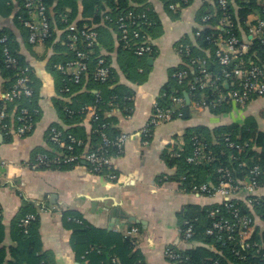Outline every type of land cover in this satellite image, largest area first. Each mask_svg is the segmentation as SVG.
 I'll return each instance as SVG.
<instances>
[{"label": "trees", "instance_id": "obj_1", "mask_svg": "<svg viewBox=\"0 0 264 264\" xmlns=\"http://www.w3.org/2000/svg\"><path fill=\"white\" fill-rule=\"evenodd\" d=\"M158 1L162 4L165 12L174 18H178L180 10L190 6L194 0H188L187 4H182L178 0ZM227 1L228 8L225 12L221 10L218 0H213L212 5L207 3L202 5L196 20L201 26L205 27L199 31V35L197 36L195 34L198 30H194L195 45L188 41H180V43L189 46V56H186L183 52L180 53L179 50L177 51L176 48L178 44H176L175 50L184 61V64L171 70L168 83L162 89L158 99H156L160 107L173 109L175 113L180 112L182 116L185 104L183 108L176 109V107L172 105L171 99L176 96L184 99L185 92L189 97L190 106L205 102L206 106L203 107L205 114L208 117H213L242 109L253 100L260 99H253L244 105H236L229 100L215 103L220 93L226 95L228 91L233 88L231 86L232 80L225 79L222 76L223 68L220 67L214 59L213 53L215 48L213 46V40L218 34H223L226 31L228 32V34H226L227 36L245 39L242 38L241 31L243 30L244 33H246L250 26L248 23H244L247 19V15L257 12L260 19H264L261 0ZM42 2L48 10L52 31L51 37L46 40V45L53 47L56 51L58 42L55 43V37L58 36L59 32L61 36H63V41L65 40L66 33L63 30H65L66 26L62 23V18L66 16L69 23L75 24L76 27H81L86 24L98 33V40H100V42L96 45L95 52L91 57V72L93 73L95 62L98 58H103L106 64L111 67V74L104 83L95 82L91 76H83L81 82L77 85L64 81L63 76L55 71L54 65H64L73 60L74 56L67 50L65 44H61L65 50V56L62 58L56 55L49 63L52 70L59 76L60 85L57 92L63 97H68L82 91H84L82 92L83 94H86V101H83L86 103L78 101L79 96L73 99L77 105L76 109L69 105H61V115L64 120L72 121L80 117L81 108L86 105H96L100 123L107 125L106 133L108 137L111 139L116 138L120 135V132L114 129L116 118L113 115L115 112H118L126 118L130 117L133 110V93L125 86H115L111 89L107 88L111 85L113 86L117 82V79L109 59L100 55L101 47H106L101 44V38L108 35L111 29L115 33L120 52L129 57H137L134 56L132 50L124 49L122 44L118 41L119 31L116 26L110 23L106 18L113 20L124 16L129 11H131L133 15H144V18L138 19V24L140 22H146L150 23V25H141L137 28H141L151 38H155L153 31L155 28H160L161 25L154 9L151 4H149L148 0H42ZM170 5H174V10L169 9ZM23 6L24 0H0V20L11 18L13 24L21 33L24 46L30 49V45L27 43L28 33L20 25L18 20L20 16L25 15ZM236 10L239 14L238 17L241 19L243 18L244 22L241 21V23H239L235 14ZM205 16H210V19L205 22L206 24L202 22V18ZM225 16L229 17L230 27L225 26L223 30L213 28L218 26L221 19ZM241 27L242 30L240 31ZM0 34H5L7 36L10 49L19 59L18 68L12 70L7 69L0 61L1 70L4 76L8 78L9 84L12 85L15 81L17 70L23 67L30 68L29 78L31 81L32 99L30 101L22 100L21 106L28 108V110L32 111L30 113L34 115L33 111L37 110L38 107L35 100L37 93L34 89L33 69L23 56L21 45L19 41L16 40L17 38L14 34L5 27L0 28ZM248 42L249 51L246 60L252 59L255 65L264 67V45H261L258 39L248 40ZM207 51L209 52V56H207ZM155 52L154 48V52L146 57L154 56ZM193 58L204 60L207 72L220 77L221 80L217 83L219 84V94L210 89L199 90L196 88L194 91L189 89L191 85L197 86L195 79V77L198 76L197 70L193 67L190 69L187 67ZM182 71L186 73V78L183 80L182 84L179 85L174 74ZM223 81H226L230 85L228 89L223 84ZM10 88L11 86L8 89ZM65 88L69 89L68 93L64 91ZM103 90L107 92L106 95L103 94ZM10 109L11 106L8 107V110ZM37 119L38 114L34 117L36 123ZM5 122H7V120H5ZM60 128L61 127L58 126H51L46 131L45 140L50 150L35 153L29 160L30 162H32L38 154L52 156L50 153L52 148L59 151L49 141L52 129L62 132L65 141H67V136L69 135L82 141V147L75 146L74 148L73 153L76 152L77 155H79V153L83 154L86 151L96 150L100 146L98 135L92 132L94 128L93 124L88 139L79 137L72 131L63 132ZM182 137L181 145H172L166 152V161L168 165L175 169L174 175L169 176L167 181L175 182L185 193L199 194L208 197V195L203 192H195L197 191L195 189H198L204 184L208 185L210 188L217 187L222 181V175L224 176L225 171L230 173V178L234 181L233 185L238 188L242 186L245 178L254 167L257 166L264 172V132L258 130V125L254 117L248 116L244 118L242 122H234L229 125L223 123L214 124L213 126H208L205 123L197 124L187 128ZM225 138H227L228 141H225ZM9 139L10 136L6 135V140ZM229 143L233 144V146L230 147ZM199 146L205 148L204 156H207L209 160L201 155V161L198 162V164L188 162V158L193 156ZM115 151V148L108 150V152L114 156L116 155ZM81 162L82 160L77 164L52 165L50 169L46 170H63L64 168L80 165ZM86 166L88 165L86 164ZM43 169L45 168L40 166L38 168V170ZM219 170H223L224 173L219 172ZM102 171L95 175L104 176L106 172L105 170ZM257 181L259 185L264 186L263 173L257 178ZM239 193L238 191L237 194ZM236 195L230 200L232 209L230 208L229 211L224 208L223 204L221 205L218 203L203 207L188 206L181 211L179 214L180 221L178 228L182 230L189 226L192 228L191 239L187 244H181L183 246L178 249L179 254L186 259L188 264H264V206L262 202L248 204L245 199H238ZM244 198H246V195H244ZM213 209H220L222 211V216L220 217L233 223L236 222V218L230 214V211L233 209L237 210L240 216H249L252 219L254 231L245 242L248 243L249 246H243L238 237L230 241L222 233H215L212 236L206 234V230L209 229L213 223L212 218L209 217V212ZM30 215L34 216V220L27 226L23 225L22 220ZM258 220L262 221V227L258 226ZM184 222H187L188 225H184ZM61 224L63 228L69 232V246L77 264H146L144 257L136 248L135 241L130 239L129 235L126 236L122 233L96 228L88 223L84 216L77 210L68 209L65 211L61 216ZM133 227L135 226L129 229L131 230ZM6 236L9 237L11 245L5 244ZM256 245H258V247ZM169 247L175 248L173 246ZM0 264H55L54 254L43 250L40 238V219L34 204L30 201H24L22 203L17 215L12 220L8 235L0 216Z\"/></svg>", "mask_w": 264, "mask_h": 264}, {"label": "crops", "instance_id": "obj_2", "mask_svg": "<svg viewBox=\"0 0 264 264\" xmlns=\"http://www.w3.org/2000/svg\"><path fill=\"white\" fill-rule=\"evenodd\" d=\"M148 2L161 25L153 31L154 56L137 59L122 54L111 29V33L101 38V44L106 47H101L100 55L109 59L117 79L116 85L107 88L125 86L133 93L130 117L126 118L118 112L113 115L116 118L114 129L128 136L123 153L112 162L116 175L114 181L91 173L84 162L63 170H29L26 163L35 153L50 150L45 133L51 126L61 127L63 132L72 131L88 139L92 124L89 117L83 114L72 121L64 120L61 115V105L76 109L73 99L79 96L78 101H86V94L82 91L63 97L57 92L59 76L49 63L56 55L65 56L60 32L55 37V43L58 42L56 51L46 44L36 48L30 46L28 49L12 19L0 20V28L5 27L14 34L23 56L33 69L38 107L37 123L27 137L10 136L6 140V135L0 130V163H4L0 168V216L8 235L12 220L22 203L32 202L40 219L43 250L54 254L55 264H77L69 246V232L61 224V216L68 209L77 210L88 223L99 229L128 236L129 228L137 227L139 233L129 237L135 241L146 264H169L164 257L165 249L183 246L179 243L178 235L181 211L188 206H210L218 203L220 198L185 193L178 184L167 181L175 173V169L166 161L169 147L181 145L185 130L203 123L208 126L219 123L229 125L251 116L256 120L258 130L264 132L263 97L253 100L242 109L213 117H208L203 109L191 105L187 115L183 113L180 117L175 116L171 122L157 126L151 139L144 144L142 130L150 117L152 104L168 83L171 70L184 64L175 50L176 44L188 41L195 45L194 30L201 27L196 20L198 12L204 3L212 5L213 0H194L190 6L180 10L178 18L165 12L158 0ZM235 14L239 23L244 22L243 18L238 17L237 10ZM259 19L260 16L255 12L248 14L244 23L250 25L249 29ZM246 33L241 31L242 38L255 40ZM10 86L0 66V97ZM106 93L103 90V94ZM48 189L51 192H47ZM260 193L264 195V186ZM236 196L238 199L243 197L241 193ZM258 226L262 227L261 220H258ZM5 244L11 245L7 236Z\"/></svg>", "mask_w": 264, "mask_h": 264}, {"label": "built area", "instance_id": "obj_3", "mask_svg": "<svg viewBox=\"0 0 264 264\" xmlns=\"http://www.w3.org/2000/svg\"><path fill=\"white\" fill-rule=\"evenodd\" d=\"M182 4H187L188 0H178ZM262 2V10L264 11V0ZM222 11L228 8L227 0H218ZM135 7V6H134ZM174 5H170L169 9L174 10ZM24 16L18 18L20 25L27 31V43L32 46H44L46 40L51 35V24L48 17V10L43 4L42 0H24ZM144 15H133L129 11L124 16L116 19H108L110 23H113L119 31L118 41L122 44L124 49L132 50L133 54L137 58H144L154 52L155 41L143 31L141 28H137L141 25H150V23L140 22L139 18H144ZM210 19V16L202 18V22L206 24ZM229 17H223L218 26L213 27L215 29L223 30V27H230ZM62 23L66 28L63 30L65 34V40L63 44L66 45L67 50L71 52L74 59L66 64H56L54 69L61 76L63 80L71 82L73 84H79L83 76H91L95 82L104 83L108 80L111 70L110 66L106 64L103 58H98L95 62L94 71L91 72V57L95 52L96 45L98 44V33L93 30L92 27L84 24L81 27H76L75 24L69 23L66 16H63ZM205 26H201L196 32V36L199 35V31ZM228 32L218 34L213 40V46L215 51L213 53L214 59L217 64L223 68L222 76L225 79H231L230 89L225 95L218 92L221 79L217 75H213L207 72L205 61L200 58H193L187 67L195 68L198 72V76L195 77L197 86L191 85L189 89L191 91L210 89L213 92L220 93L219 98L215 100V103L229 100L236 105H244L253 99L264 97V67L257 66L253 60H246L247 53L249 51V42L246 39H241L235 36H227ZM248 34L254 39H258L261 45H264V19H259L253 26L248 29ZM176 50L181 53H185L189 56V50L187 44L177 43ZM176 51V52H177ZM179 55V54H178ZM207 56L209 52L207 51ZM0 61L5 65L7 69L18 68L19 59L13 54L8 45V38L5 34H0ZM30 68L23 67L17 70L16 79L11 85V88L0 97V130L7 136H15L17 138H23L28 133L32 132L36 122L34 117L38 114L37 110L33 111L32 115L28 108L21 106V101H30L32 99V90L30 87L29 78ZM179 85L182 84L186 78L184 71L174 74ZM63 81V82H64ZM227 89L230 85L223 81ZM65 92H69L68 88L64 89ZM171 103L177 108H183L185 100L182 97H172ZM98 103V102H97ZM8 105H11V109L8 110ZM215 105V104H214ZM206 106L205 102L195 105V108L203 109ZM80 113L89 117L90 123L94 125L92 132L98 135L100 140V146L93 151H86L83 154L77 155L73 153L75 146H83L82 141L67 136V141L64 139V134L58 130L52 129L49 141L55 146L50 152L52 156L47 154H38L32 162H28L27 167L32 172L38 171L39 166L46 169H50L52 165H71L77 164L82 160L87 164L88 170L93 174H99L102 170H105V177L114 181L116 175L114 173V167L112 165L113 160L123 153V147L127 141L128 136L121 133L114 139L108 137L106 133L107 125L100 123V117L96 105L85 106L81 108ZM180 116V112L175 113L173 109L162 108L155 101L152 104V111L148 122L144 126L142 133L144 137V144H147L148 140L152 137L154 129L164 123L171 122L175 115ZM7 120V122H5ZM225 141H228L225 138ZM232 147L233 144L229 143ZM115 148V156L110 154L108 150ZM205 148L199 146L194 152L193 156L188 158V162L198 164L201 161L200 157L203 155L207 160L209 158L204 156ZM4 166V163H0V168ZM102 171V172H103ZM223 172V170H219ZM264 174L259 167H254L249 175L245 178L242 186L238 188L233 185V179L230 178V173L225 171L222 175V181L217 187L210 188L208 185H201L195 192H203L208 197L219 196L218 204H223L227 211L232 209L230 200L235 197L239 191L242 195H246V198L241 197L248 204L253 202H262L264 206V195L260 193V189L263 187L259 185L257 178ZM239 193V194H240ZM251 197V199H250ZM237 210H231L230 214L236 218V222H230L227 219H223L222 211L220 209H213L209 212V217L212 218L213 223L209 229L206 230L208 236H212L215 233H222L228 240H235L239 238L241 244L245 247L249 246L245 243L254 231L252 226V219L249 216H240ZM34 220V216H26L22 220V224L27 226ZM184 225H188L184 222ZM139 230L133 227L128 235L138 234ZM178 235L180 244H187L192 237V228L182 230L178 228ZM258 247V245H256ZM179 247L171 248L167 247L164 251V257L169 264H188L186 259L179 254ZM216 264V263H214Z\"/></svg>", "mask_w": 264, "mask_h": 264}, {"label": "water", "instance_id": "obj_4", "mask_svg": "<svg viewBox=\"0 0 264 264\" xmlns=\"http://www.w3.org/2000/svg\"><path fill=\"white\" fill-rule=\"evenodd\" d=\"M184 99H185V109H184L183 113L185 115H187L188 114V108L190 106V100H189L187 93H185V92H184ZM35 181H37V179H35ZM47 192H51V191L48 189Z\"/></svg>", "mask_w": 264, "mask_h": 264}, {"label": "rangeland", "instance_id": "obj_5", "mask_svg": "<svg viewBox=\"0 0 264 264\" xmlns=\"http://www.w3.org/2000/svg\"><path fill=\"white\" fill-rule=\"evenodd\" d=\"M36 47H39V46H32V48H36Z\"/></svg>", "mask_w": 264, "mask_h": 264}]
</instances>
